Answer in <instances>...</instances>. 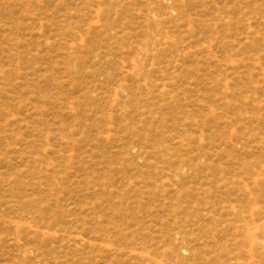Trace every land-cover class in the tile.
I'll return each instance as SVG.
<instances>
[{
  "label": "rangeland",
  "instance_id": "obj_1",
  "mask_svg": "<svg viewBox=\"0 0 264 264\" xmlns=\"http://www.w3.org/2000/svg\"><path fill=\"white\" fill-rule=\"evenodd\" d=\"M0 264H264V0H0Z\"/></svg>",
  "mask_w": 264,
  "mask_h": 264
}]
</instances>
